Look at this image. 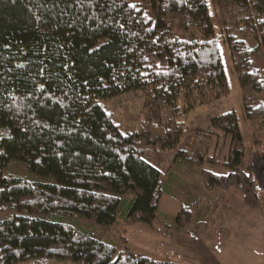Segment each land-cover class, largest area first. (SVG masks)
I'll return each instance as SVG.
<instances>
[{"label": "trees", "instance_id": "16d2710c", "mask_svg": "<svg viewBox=\"0 0 264 264\" xmlns=\"http://www.w3.org/2000/svg\"><path fill=\"white\" fill-rule=\"evenodd\" d=\"M216 5L261 144L264 70L253 58L264 57V0ZM131 92L145 119L125 134L104 102ZM229 93L207 0H0V264H178L119 251L92 227L173 231L160 226L165 173L150 155L179 149L178 161L213 164L180 149L186 118ZM211 128L230 141V173L202 170L206 187H235L258 208L236 112ZM197 208L184 207L174 231L188 233Z\"/></svg>", "mask_w": 264, "mask_h": 264}, {"label": "rangeland", "instance_id": "374dc122", "mask_svg": "<svg viewBox=\"0 0 264 264\" xmlns=\"http://www.w3.org/2000/svg\"><path fill=\"white\" fill-rule=\"evenodd\" d=\"M207 4L230 93L210 105L198 106L188 115L187 133L180 149H185L188 155L214 158V163L191 166L183 160L178 161L179 149L150 155L165 173V192L159 203L160 226L164 224L173 231L165 227L167 232H162L140 222L131 226L122 222L108 231L93 226L92 230L101 241L116 244L119 251L128 246L136 255L157 260L169 259L178 264H264V160L261 159L264 142L256 143L251 124L245 118L242 93L228 45L223 41V20L216 0H207ZM253 68L264 70L261 54L253 58ZM104 105L125 134L138 130L144 122V98L140 92L118 96ZM231 110L238 116L246 150L245 171L255 179L258 208L247 205L243 194L235 187L208 189L202 176V170L220 175L230 173L223 167L230 141L211 128V120ZM196 202L198 208L188 233L174 231L181 210ZM197 223H201L199 229H196ZM81 224L83 227L89 225L87 221H81ZM194 231L196 233L192 235Z\"/></svg>", "mask_w": 264, "mask_h": 264}, {"label": "snow or ice", "instance_id": "6c2138e0", "mask_svg": "<svg viewBox=\"0 0 264 264\" xmlns=\"http://www.w3.org/2000/svg\"><path fill=\"white\" fill-rule=\"evenodd\" d=\"M134 7V6H133Z\"/></svg>", "mask_w": 264, "mask_h": 264}]
</instances>
